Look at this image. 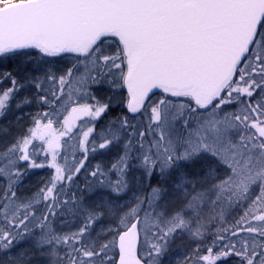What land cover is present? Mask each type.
Wrapping results in <instances>:
<instances>
[{
	"label": "snow or ice",
	"instance_id": "1",
	"mask_svg": "<svg viewBox=\"0 0 264 264\" xmlns=\"http://www.w3.org/2000/svg\"><path fill=\"white\" fill-rule=\"evenodd\" d=\"M0 264H264V0H0Z\"/></svg>",
	"mask_w": 264,
	"mask_h": 264
},
{
	"label": "rangeland",
	"instance_id": "2",
	"mask_svg": "<svg viewBox=\"0 0 264 264\" xmlns=\"http://www.w3.org/2000/svg\"><path fill=\"white\" fill-rule=\"evenodd\" d=\"M39 175H44V173L43 172H40Z\"/></svg>",
	"mask_w": 264,
	"mask_h": 264
}]
</instances>
